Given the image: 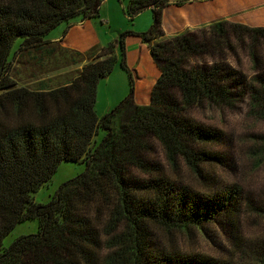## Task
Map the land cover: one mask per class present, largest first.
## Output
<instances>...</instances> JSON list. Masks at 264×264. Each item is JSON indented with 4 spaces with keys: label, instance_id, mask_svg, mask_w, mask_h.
<instances>
[{
    "label": "trees",
    "instance_id": "16d2710c",
    "mask_svg": "<svg viewBox=\"0 0 264 264\" xmlns=\"http://www.w3.org/2000/svg\"><path fill=\"white\" fill-rule=\"evenodd\" d=\"M103 1L0 0V264H264V236L249 239L242 231L244 215L264 218V204L242 182L219 184L213 175L229 164L213 150L227 134L194 113L224 116L245 103L248 119L264 124V27L222 20L200 30L201 37L187 32L165 38L161 20L169 0H131V21L153 11L147 32L126 31L107 47L84 53L48 39L62 24L97 17ZM129 35L149 44L161 70L149 105L133 101L134 75L124 59ZM118 47L131 91L100 117L98 86L113 73ZM194 57L202 59L192 64ZM60 58L84 64L58 83L36 79ZM15 64L26 66L27 82L15 77ZM249 138V156L260 167L264 133ZM156 147L164 163L150 158ZM66 161L87 169L62 184L49 203L35 202ZM221 219L235 231L229 259L179 244L178 234ZM28 220L38 221L37 233L4 247Z\"/></svg>",
    "mask_w": 264,
    "mask_h": 264
},
{
    "label": "rangeland",
    "instance_id": "374dc122",
    "mask_svg": "<svg viewBox=\"0 0 264 264\" xmlns=\"http://www.w3.org/2000/svg\"><path fill=\"white\" fill-rule=\"evenodd\" d=\"M130 1L131 0H128V4ZM119 15L122 17V20H120V22L118 23H114L111 27L112 29H110L107 25L103 26V29L108 32V35H111L109 38V42H111L112 39L114 40L116 37H121L120 33L131 30L133 31L135 28L143 27V24H141L142 22L140 20H137L141 14L136 16L133 21L129 20L123 10H121ZM151 15L152 17L154 16L152 12ZM99 22L101 24L100 20ZM153 23L154 19L147 30L151 28ZM62 26H64V24L59 28H61ZM118 29L123 30L120 31ZM56 30H58V28L50 33L51 37L54 36V31ZM202 33L203 31L199 30L197 32V35L201 37ZM21 42L22 40L20 39L15 45L13 51L16 50ZM242 58L243 69L248 75L250 73V61L245 55L242 56ZM201 59V57H194L190 62L193 64L196 62H200ZM122 61L123 57L117 64V68H119L118 72L112 74V76L115 75V77L111 79V84L113 86L108 89L107 93L105 91L101 92L102 101H100L99 111L101 112L100 116L102 117L105 116L109 111L116 109L117 106L130 94L129 92L131 91V79L128 73H126L125 71H121L123 69V67H121ZM83 64L84 62L76 66L69 65V63L64 62L61 58L57 61L56 64H54L53 59L51 61V65L46 64L44 72L40 73L38 75V78L36 79L45 81L49 80L53 83H58L68 78L71 74H74V71L78 68H81ZM45 69L50 70L46 71ZM15 70H17V73H15V77L19 79V81H22L21 83L27 82L28 78L26 77V74L28 73V71H26V68H24L22 64H15ZM123 88H125L126 90H122ZM116 94L117 96L121 95L123 97L122 100L117 103V96H115ZM247 112L248 108L244 103L240 106V109L237 112H228L224 116H221L220 114L218 115L216 112L210 110L197 109L194 113L195 116L203 122L213 126H217L218 128L223 129L227 134L226 143L218 146V148H214L213 150L216 153H219V155L224 158L225 162H228L229 164L228 166L224 167V169H220V173L213 175L215 176V178L216 176L219 178L220 182H217H219V184H223L225 182H242L246 185L247 190L250 193H253V196L256 197V200L259 202V204H264V164L260 167L253 166V162L249 156L248 151L252 146L249 136L254 133H264V124L254 125L253 122H251L252 120L248 119ZM103 137L104 131H101L98 135H96L95 141L98 145L102 142ZM150 158L153 160L162 161L163 163L165 161L164 154L162 153L160 148L157 147L150 155ZM86 169L87 165L83 162H63L60 165L57 173L54 175L52 181L42 187L39 192L35 194V202L40 204L49 203L52 196L58 191L62 184L76 178ZM136 176L139 178L145 177L141 173H136ZM182 177L186 180L185 173L182 174ZM242 225L243 236H246L249 239L264 236V218L258 217L256 215H244ZM37 231L38 221L36 220H28L26 222L20 223L4 239V247H10L17 238L24 235L35 234L37 233ZM234 232L235 231L234 229H231L230 224L221 219L219 221V224H206L204 228L191 230L183 237L178 234L177 240H180L179 244L181 245V247L187 248L189 252H199L201 254L215 257L217 259L227 260L231 256L230 241L232 240ZM165 244L167 245L168 242H166Z\"/></svg>",
    "mask_w": 264,
    "mask_h": 264
},
{
    "label": "crops",
    "instance_id": "0c3cea01",
    "mask_svg": "<svg viewBox=\"0 0 264 264\" xmlns=\"http://www.w3.org/2000/svg\"><path fill=\"white\" fill-rule=\"evenodd\" d=\"M128 5V0H104L97 17L85 19L80 16L70 23H65L61 28H59L61 25L57 27L58 30L54 31V36L51 37L50 35L48 39L63 48L82 53L93 48L107 47L118 38L116 37L109 42L111 35H108L103 26L107 25L112 29L114 23L122 20L119 15L121 10L127 15ZM150 11L153 13L151 9L141 13L137 20L142 22L143 27L135 28L133 31L131 30L132 32L143 33L148 31L147 28L154 19ZM127 17L129 18L128 15ZM222 20L250 27H264V0H169L162 12L161 28L165 38H170L187 32L208 29L212 24ZM118 30L122 31L123 29ZM117 54L118 62H120L122 52L119 47ZM124 59L134 75V103L137 105L150 104L151 94L161 75V70L152 57L149 44L144 43L140 36L129 35L125 41ZM117 64L112 74L118 72ZM121 71L125 70L122 69ZM112 74L101 80L98 86L96 109L99 116L101 115L99 111L100 101H102L101 92L107 93L108 89L113 86L111 79L115 75L112 76ZM122 90L125 91L126 89L123 88ZM122 98L121 95H118L116 103Z\"/></svg>",
    "mask_w": 264,
    "mask_h": 264
}]
</instances>
